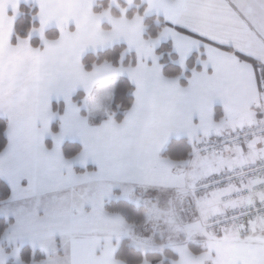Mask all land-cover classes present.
<instances>
[{
	"label": "crops",
	"instance_id": "1",
	"mask_svg": "<svg viewBox=\"0 0 264 264\" xmlns=\"http://www.w3.org/2000/svg\"><path fill=\"white\" fill-rule=\"evenodd\" d=\"M99 1L0 0V117L8 139L0 179L11 191L0 202V217L13 220L0 239V264H127L116 258L124 238L143 253L168 249L156 264H264V241L231 242L228 251L220 234L203 238L204 221L221 203L218 196L194 195L197 178L264 157V143L220 156L192 150L185 160L162 156L172 140L192 145L264 117V0H108V8L95 13ZM21 6L36 10L38 25L13 42ZM150 16L166 24L155 38L146 36ZM49 30L59 36L48 39ZM165 43L168 60L181 68L178 76L163 72L156 50ZM117 44L135 55L134 66L84 69L87 53ZM120 78L132 84L134 100L117 122L112 102ZM65 142L82 149L66 158ZM95 183L107 198L95 212L87 208L84 227L75 225L74 202L67 200L70 219L62 230L69 242L55 246V208L65 204L55 193ZM119 200L143 207L144 222L130 224L106 210ZM191 244L203 251L192 252ZM25 246L31 259L36 251L44 258L23 261Z\"/></svg>",
	"mask_w": 264,
	"mask_h": 264
},
{
	"label": "trees",
	"instance_id": "2",
	"mask_svg": "<svg viewBox=\"0 0 264 264\" xmlns=\"http://www.w3.org/2000/svg\"><path fill=\"white\" fill-rule=\"evenodd\" d=\"M109 1L102 0L99 1L93 8L95 13L101 12L103 9L108 8ZM22 16L16 20L15 23V35L13 42L16 41L17 37H27L28 32L31 28L38 25L37 21H34L32 16L36 13V10L30 7L21 6ZM117 13V12H115ZM133 11L127 12L129 18L132 17ZM158 18L155 16L145 17L144 24L146 26V36L147 38H155L158 36L161 29L166 25L162 22L157 24L156 20ZM48 39H56L59 36L57 30H49L45 33ZM32 44L39 46V40L33 39ZM126 46L124 44H117L110 48H107L99 52L87 53L82 60L84 69L86 71H92L95 66L102 65L105 63L111 64L113 66H134L136 64V57L133 53H126ZM157 54L162 55L163 72L166 76H178L181 73V68L178 65L171 63L168 60L167 53L171 52L170 44H162L157 50ZM165 53V54H164ZM171 57H174L171 54ZM133 86L127 78H120L116 82L112 111L115 114L114 119L117 122L122 121L123 114L126 110L131 107L133 103ZM221 116V111L219 108L216 109L215 118L219 119ZM7 121L0 117V153L7 147L8 139L6 135ZM53 131H57V123L53 125ZM81 145L75 142H65L63 145V154L66 158H71L77 155L81 151ZM191 144L187 142L186 139H175L172 140L162 153L163 157H167L171 160H185L190 156ZM77 171L82 172L83 169H77ZM11 191L8 185L0 179V202L8 199L10 197ZM105 208L109 212L121 213L125 220L130 224H142L144 222V208L136 207L133 204L125 201H110L106 203ZM13 223L12 219H5L0 217V239L8 227ZM192 252L199 254L203 251L200 246L191 244L189 246ZM169 250L165 249L163 254H168ZM163 254L157 252H147L143 253L137 247H135L131 241L127 238L121 240L117 252L116 258L126 262L127 264H140L141 262L147 260L153 264L163 260ZM32 251L29 247L25 246L21 250V258L25 262H30L31 260L39 261L44 258V256L36 251L34 253L33 259H31ZM173 256V255H172ZM174 258V256H173ZM8 264H14L9 261ZM164 264H169L168 261H164Z\"/></svg>",
	"mask_w": 264,
	"mask_h": 264
},
{
	"label": "built area",
	"instance_id": "3",
	"mask_svg": "<svg viewBox=\"0 0 264 264\" xmlns=\"http://www.w3.org/2000/svg\"><path fill=\"white\" fill-rule=\"evenodd\" d=\"M264 143V117L235 130L204 136L192 143L201 156H220L232 150ZM194 195L199 199L218 196L221 207L204 221L202 232L209 237L244 230L264 220V157L246 161L197 178Z\"/></svg>",
	"mask_w": 264,
	"mask_h": 264
},
{
	"label": "rangeland",
	"instance_id": "4",
	"mask_svg": "<svg viewBox=\"0 0 264 264\" xmlns=\"http://www.w3.org/2000/svg\"><path fill=\"white\" fill-rule=\"evenodd\" d=\"M103 105H101V109H105L104 111H107L106 106H103ZM57 196L64 197L65 204L60 205L58 208H55V246L58 245L59 247V242H62L60 247L66 248L67 243L69 242V237L66 234L68 231L62 230V229L64 227V224H67L69 222L68 219H70L68 208H67V203H66L67 200L74 202V208L76 211V214L74 216L75 225L77 227H80V226L84 227L87 224L89 225L90 223V218L87 212L88 211L87 208H92L93 211L96 208H98L101 198L103 199L107 198L106 189L104 188L103 185H100L99 183L86 184L83 186H79L76 189H73L70 191L67 190V191H61V192L55 193V198ZM251 227L254 229L244 236H242L241 234H238L237 236H235V235H230V233L227 234V232H224L220 234V236L217 235V236H212L209 238H218L219 236L220 239L222 238L223 240H226L227 242H229V244L224 243L225 245L224 248H226V250L228 251L231 247V242L235 243L240 240V241H243L242 243L243 245L245 244L256 245L258 242L264 241V220L251 225ZM202 235H203V238L206 237L204 233H202ZM216 248L217 250L220 248L219 244L217 245ZM236 250H239V249L236 248Z\"/></svg>",
	"mask_w": 264,
	"mask_h": 264
}]
</instances>
